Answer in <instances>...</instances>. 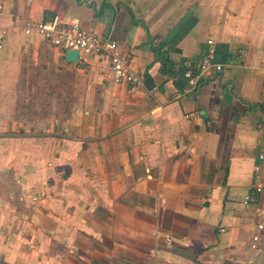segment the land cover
I'll use <instances>...</instances> for the list:
<instances>
[{
	"label": "crops",
	"instance_id": "0c3cea01",
	"mask_svg": "<svg viewBox=\"0 0 264 264\" xmlns=\"http://www.w3.org/2000/svg\"><path fill=\"white\" fill-rule=\"evenodd\" d=\"M33 21L117 42L140 83ZM1 30L0 264H264V0H4ZM209 42L221 84L183 94Z\"/></svg>",
	"mask_w": 264,
	"mask_h": 264
},
{
	"label": "built area",
	"instance_id": "2783aa9c",
	"mask_svg": "<svg viewBox=\"0 0 264 264\" xmlns=\"http://www.w3.org/2000/svg\"><path fill=\"white\" fill-rule=\"evenodd\" d=\"M4 0H0V14L3 10ZM26 34H36L47 43L63 51H78L77 61L87 64L92 55L105 56L109 61L112 84L126 87L140 83L141 76L132 67L128 54L122 52L117 42L108 38L97 36L76 23H57L33 21L25 26ZM5 31H0V49L3 48ZM215 47L212 42L208 43L207 52L197 62L188 64L183 72L187 84L183 94H191L198 89L200 84L212 79L223 70V65L214 61ZM217 78V77H216ZM264 187L256 185L253 194H262ZM250 196H246L248 201ZM263 224H258L257 229L262 230ZM258 235L252 237L251 247L256 249Z\"/></svg>",
	"mask_w": 264,
	"mask_h": 264
},
{
	"label": "rangeland",
	"instance_id": "374dc122",
	"mask_svg": "<svg viewBox=\"0 0 264 264\" xmlns=\"http://www.w3.org/2000/svg\"><path fill=\"white\" fill-rule=\"evenodd\" d=\"M24 92L25 91H23V95H22L23 96L22 97L23 99L20 100L21 101V104H20V102L19 103L17 102L16 105L19 104V106H21L22 113H25V114H27V113L24 112V111L25 110L28 111V109H36V110L40 111V109L42 107H39L37 109V107L35 108V105H37L38 103H40L41 100L45 98V96H47V97L50 96L49 93H47L45 91H42V90L35 91L31 95H29V96L26 95ZM43 107H45V106H43Z\"/></svg>",
	"mask_w": 264,
	"mask_h": 264
},
{
	"label": "water",
	"instance_id": "95a60500",
	"mask_svg": "<svg viewBox=\"0 0 264 264\" xmlns=\"http://www.w3.org/2000/svg\"><path fill=\"white\" fill-rule=\"evenodd\" d=\"M65 58L67 60V62L69 63H74L77 61V58H78V51L76 50H67L66 53H65ZM216 77H218V82L219 84H221V79H222V75H221V72L219 74H217L216 76H214L212 79L210 80H215ZM186 82V80H184ZM209 80H206L203 84H200V86L198 87V90L196 92H193L192 95H195V94H198L200 91H201V87L207 83ZM187 84V82H186Z\"/></svg>",
	"mask_w": 264,
	"mask_h": 264
}]
</instances>
